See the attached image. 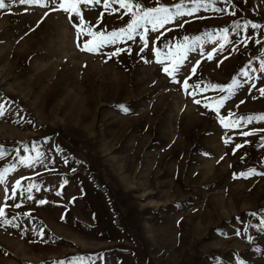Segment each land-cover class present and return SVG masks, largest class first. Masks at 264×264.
I'll use <instances>...</instances> for the list:
<instances>
[{
  "label": "rangeland",
  "instance_id": "374dc122",
  "mask_svg": "<svg viewBox=\"0 0 264 264\" xmlns=\"http://www.w3.org/2000/svg\"><path fill=\"white\" fill-rule=\"evenodd\" d=\"M179 3L194 7L191 0H159ZM204 3L210 6L150 31L143 52L136 35L89 53L77 47L73 23L51 0L48 7L5 0L0 172L9 171L0 184V264H264V175H240L264 173V121L225 129L211 110L227 95L211 85L236 78L241 86L220 115L264 114L257 90L264 87V0ZM81 8L98 31L129 21L123 9ZM236 24L242 27L234 31ZM185 43L175 83L151 49L163 56L166 44ZM117 48L124 51L109 59ZM197 61L188 95L182 81ZM17 180L22 187L13 200ZM29 184L36 185L30 193Z\"/></svg>",
  "mask_w": 264,
  "mask_h": 264
},
{
  "label": "snow or ice",
  "instance_id": "6c2138e0",
  "mask_svg": "<svg viewBox=\"0 0 264 264\" xmlns=\"http://www.w3.org/2000/svg\"><path fill=\"white\" fill-rule=\"evenodd\" d=\"M191 2L194 4V7L192 8H185L184 3H179L176 5H173L172 7L165 6L163 4H159V0H157V5L152 8H144L141 3L138 2V0H51V3L55 5V8L53 10H59L63 11L65 14H67V17L71 23H73V27L76 29V35H77V47L81 51L89 52V53H96L100 48L106 46V45H112L117 43L118 41H124V40H133L136 35H139L140 40L143 42V46L141 48V52H143L145 49H149V39H148V33L151 32H158L159 29H162L165 27V25H168L170 23H173L177 21L179 18L192 15L193 13L197 12L201 7H208L210 5L205 4L204 0H191ZM227 2V0H225ZM20 4L25 5H36L40 7H48V0H19ZM212 3H215V0H212ZM105 9V11H108L109 14H113L119 9H123L124 13L123 15L129 16V21L126 24L125 27H122L117 30L112 31H98L96 28L97 26H92L90 22H86L84 20L83 16V10L81 6L83 5L85 8H88L91 10L96 5H101ZM113 4H118L119 9L114 8ZM6 7L5 0H0V9H4ZM215 11H224L223 9L214 8ZM234 14V13H233ZM45 15L47 16L48 13L46 12ZM123 15L120 17L123 19ZM103 13L101 14L100 19H102ZM75 18V19H74ZM187 22V21H185ZM148 25L151 26V28L148 27ZM177 27H184V23H177ZM240 24H236L234 26V31L241 29ZM249 27L248 23H245L243 25L244 29H247ZM261 25L251 23V28L256 29L260 28ZM138 29H143L142 33H138ZM171 29H169L170 31ZM228 29L225 28L222 30L225 43L228 42L227 40V34ZM160 35H163L162 33ZM87 37V39H85ZM160 36H157V40H159ZM188 40V37H185V41ZM259 41H257L258 43ZM155 43V41H153ZM242 43L245 44L246 42L242 41ZM165 47L169 49L168 52L164 53L163 56L161 55V49L158 47H154L151 50L154 51L156 55V62L163 66L162 70L163 72L173 78V82L175 83H181V81H176L175 76L180 71L181 66L184 64V61L187 59L188 51L190 48V45L185 44H178V45H168L166 44ZM224 45L221 44L220 48L223 49ZM124 49L117 48L114 52L109 54V59H111L113 56H118ZM213 58V54L209 53L207 56L208 60H211ZM165 60L168 61L167 64H165ZM147 62V61H146ZM200 61H197L195 65L192 66L190 72L191 75H189L186 79L182 81L183 87L185 92L188 93V95H193V93L188 92L189 88V79H191L192 76H194L197 72V67L199 66ZM219 66V65H218ZM260 71L264 72V61L261 62L260 65ZM241 75L247 77L248 72L243 71L241 72ZM241 86V81L233 78L231 83L227 86H218V85H211L213 88H219V91L222 93H227V95H222L217 101H215V107L211 108L213 112L216 113L217 118L219 119L220 124L225 129H236L241 127V123L246 122L251 124L253 121H264V114L259 115H252L247 117H240V118H234L235 113H230L227 117L220 115V109L224 107L225 102L231 98V96L234 94V92ZM196 88H199V85H195ZM256 84H251L250 88H256ZM261 96H264V87H260L257 89ZM194 103L201 104V101L199 99H194ZM243 103V101H241ZM206 108L210 107L209 105H204ZM122 110L127 112L128 109L121 106ZM239 107V105H237ZM4 115L3 106H0V116ZM261 131H264V129H261ZM252 132H242L241 135L247 137L250 135H253ZM224 142L226 144L230 143L229 138H225ZM243 144H237L235 145L236 149L242 148ZM0 157H2V154H0ZM21 163H24V161H21ZM9 171V169H4L3 172H0V184L5 182V174ZM264 173H257L256 170L249 169L247 173H241L240 175L248 177L252 175H257ZM22 187L21 181L17 180L15 182V186L13 187V195L10 196V199H15V192ZM33 188H36L35 184H29L26 191L31 192ZM39 190V189H37ZM59 195V193H57ZM28 199H33L31 195L28 196ZM40 204L46 203V201L41 200L39 201ZM16 207H19V205H15ZM6 215L5 210L3 207H0V218H3ZM6 223H11V221H5Z\"/></svg>",
  "mask_w": 264,
  "mask_h": 264
}]
</instances>
